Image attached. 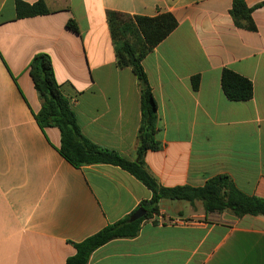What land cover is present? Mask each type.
Returning a JSON list of instances; mask_svg holds the SVG:
<instances>
[{
	"label": "crops",
	"instance_id": "crops-1",
	"mask_svg": "<svg viewBox=\"0 0 264 264\" xmlns=\"http://www.w3.org/2000/svg\"><path fill=\"white\" fill-rule=\"evenodd\" d=\"M16 1H42L50 14L18 20ZM234 1L0 0V264H67L76 244L152 198L119 167H73L59 153V130L43 132L34 117L41 101L28 67L45 53L83 135L137 161L141 87L117 65L108 12L171 14L178 22L142 63L162 146L145 156L149 173L167 188L228 175L241 192L264 199V7L253 13L252 32L235 25ZM71 19L79 34L67 28ZM224 69L253 83L252 100L226 98ZM162 207L136 238L106 244L89 264H264L263 216L207 214L199 203Z\"/></svg>",
	"mask_w": 264,
	"mask_h": 264
},
{
	"label": "trees",
	"instance_id": "trees-1",
	"mask_svg": "<svg viewBox=\"0 0 264 264\" xmlns=\"http://www.w3.org/2000/svg\"><path fill=\"white\" fill-rule=\"evenodd\" d=\"M264 7V2L249 8L243 0H236L230 14L235 25L244 30L255 32L253 21L255 10ZM17 19L44 16L50 10L44 2L28 5L16 1ZM107 21L110 35L121 69L132 70L141 87V126L139 129V147L137 161H129L115 151L101 148L88 140L82 133L77 115L71 107L70 99L65 96L57 81L52 58L45 53L37 54L30 62L28 70L35 90L41 101V110L34 114L37 124L43 132L48 128H57L61 134L60 155L76 169L92 165H111L131 174L152 192V198L143 201L139 209L146 211L140 220H132L134 214L109 225L101 232L76 244V254L67 264H89L92 254L99 248L118 239H134L142 224L161 215L165 201L201 204L207 214L230 212L236 218L245 216L264 217V199L252 197L241 192L228 175H219L209 179L203 187L180 186L163 187L149 173L145 165V156L149 151H159L162 146L157 141L158 107L154 98L143 60L160 45L178 26L171 14H162L154 18L127 17L120 13L108 12ZM67 28L79 34L78 24L69 20ZM193 88L198 90L200 78H193ZM224 95L231 102H248L253 99V83L233 72L224 69L221 78Z\"/></svg>",
	"mask_w": 264,
	"mask_h": 264
},
{
	"label": "water",
	"instance_id": "water-1",
	"mask_svg": "<svg viewBox=\"0 0 264 264\" xmlns=\"http://www.w3.org/2000/svg\"><path fill=\"white\" fill-rule=\"evenodd\" d=\"M146 215V211L139 209L133 216L134 221L142 219Z\"/></svg>",
	"mask_w": 264,
	"mask_h": 264
},
{
	"label": "rangeland",
	"instance_id": "rangeland-1",
	"mask_svg": "<svg viewBox=\"0 0 264 264\" xmlns=\"http://www.w3.org/2000/svg\"><path fill=\"white\" fill-rule=\"evenodd\" d=\"M164 203H169V201H165ZM184 205L188 204V203H183ZM164 207H165V204H164Z\"/></svg>",
	"mask_w": 264,
	"mask_h": 264
}]
</instances>
